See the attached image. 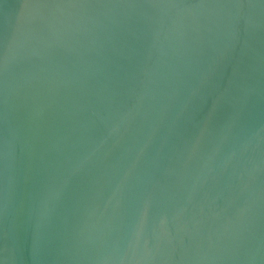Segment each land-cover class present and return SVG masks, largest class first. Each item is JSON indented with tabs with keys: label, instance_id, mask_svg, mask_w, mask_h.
Here are the masks:
<instances>
[{
	"label": "water",
	"instance_id": "1",
	"mask_svg": "<svg viewBox=\"0 0 264 264\" xmlns=\"http://www.w3.org/2000/svg\"><path fill=\"white\" fill-rule=\"evenodd\" d=\"M0 264H264V0H0Z\"/></svg>",
	"mask_w": 264,
	"mask_h": 264
}]
</instances>
